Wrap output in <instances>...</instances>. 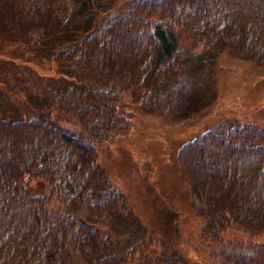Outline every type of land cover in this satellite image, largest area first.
<instances>
[{"label":"trees","instance_id":"16d2710c","mask_svg":"<svg viewBox=\"0 0 264 264\" xmlns=\"http://www.w3.org/2000/svg\"><path fill=\"white\" fill-rule=\"evenodd\" d=\"M105 9L98 0H0V39L32 48L52 35L70 34L59 57L76 64L94 56L111 83L143 86L146 102L166 113L177 112L172 80L185 54L175 24L204 44L264 63V0H133L126 13L99 29L98 14ZM0 76L32 89L39 83L34 70L11 58L0 62ZM117 98L111 87L75 83L57 90L47 105L74 116L73 127L35 115L0 116V264L117 262L116 255H99L107 236L96 226L49 207L29 184L30 176H42L66 203L111 215L122 192L104 180L93 143L126 125ZM177 160L198 200L203 228L214 233L233 222L264 230V127L243 121L225 132L208 128L181 144ZM231 264H264V242H252V250Z\"/></svg>","mask_w":264,"mask_h":264},{"label":"rangeland","instance_id":"374dc122","mask_svg":"<svg viewBox=\"0 0 264 264\" xmlns=\"http://www.w3.org/2000/svg\"><path fill=\"white\" fill-rule=\"evenodd\" d=\"M98 1L106 6L98 14L99 29L112 16L126 13L133 2ZM174 33L185 52L182 68L172 80L176 113L147 103L141 85L111 83L94 56L76 64L59 57L70 34L52 35L32 48L0 39V62L11 58L39 75L33 89L23 87L21 80L10 84L0 76L2 117L35 115L73 127L77 125L74 116L47 105L57 90L76 83L116 91L115 108L126 125L108 130L105 138L93 143L104 180L122 192L111 215L68 204L50 192L42 176L29 177L31 189L43 194L49 207L78 215L107 236L99 255H116L114 264H229L236 255L251 251L252 242H264V230L250 231L233 222L214 233L203 228L204 216L195 209L198 200L191 197L188 178L177 160L181 144L208 128L225 132L243 121L264 127V63L229 48L204 44L202 37L178 24ZM80 263L108 264L97 258Z\"/></svg>","mask_w":264,"mask_h":264},{"label":"bare ground","instance_id":"6f19581e","mask_svg":"<svg viewBox=\"0 0 264 264\" xmlns=\"http://www.w3.org/2000/svg\"><path fill=\"white\" fill-rule=\"evenodd\" d=\"M121 89H122V87H121ZM146 108V107H145ZM131 111V110H130ZM154 111V110H153ZM159 113V112H158ZM161 114H163V113H161ZM132 122V121H131Z\"/></svg>","mask_w":264,"mask_h":264}]
</instances>
